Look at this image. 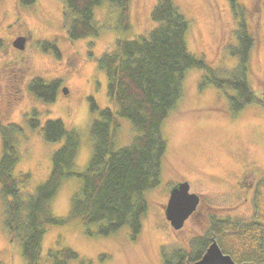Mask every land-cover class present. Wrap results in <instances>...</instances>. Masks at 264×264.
<instances>
[{
  "label": "rangeland",
  "instance_id": "obj_1",
  "mask_svg": "<svg viewBox=\"0 0 264 264\" xmlns=\"http://www.w3.org/2000/svg\"><path fill=\"white\" fill-rule=\"evenodd\" d=\"M173 1L189 20L190 30L185 39L189 53L203 57L216 72L234 69L237 61L229 50L236 45V21L227 1ZM155 2L130 0L126 31L116 23V8L97 7V37L70 41L60 0H34L31 6L21 5L20 0H0V126L13 124L22 130L16 137L20 160L14 175L30 177L29 184L21 189L23 198L46 180L51 155L60 146L45 142L40 128L30 129L26 116L35 112L41 126L46 121L59 120L66 130H74L80 144L76 171L82 172L91 154L90 128L98 116V111H90L88 98L94 100L99 111L109 107L106 77L98 69L97 60L112 51L116 41L146 36L155 27L150 20ZM237 2L254 39L247 81L256 102L233 113L222 91L210 85L200 88L204 71H189L183 83V96L163 124L167 151L162 173L159 185L145 193L147 212L137 238L131 240L127 228L103 237L96 233V225L89 226L87 230L92 235H88L78 220H70L48 228L41 246L42 260L50 250L69 247L89 264H163V254H190L193 240L208 233L211 217L244 224L253 220L254 194L245 200V193L249 182L257 179L252 194L264 177V0ZM21 34L28 36L22 53L12 46ZM42 43L54 45L58 56L52 50L43 51ZM35 79L47 84L58 82L52 103H45L28 91L29 83ZM64 88L68 94L63 92ZM132 135L130 125L120 121L116 143H126ZM181 182L188 183L189 193L199 197V204L182 229L174 231L164 217V208L169 190ZM78 184L77 177L63 181L51 202L53 217L68 218L70 200ZM3 222L0 195V263L26 264L19 243ZM224 239L229 243L228 237H215L229 247ZM218 246L221 251L225 249ZM223 254L232 259L230 253Z\"/></svg>",
  "mask_w": 264,
  "mask_h": 264
},
{
  "label": "trees",
  "instance_id": "obj_2",
  "mask_svg": "<svg viewBox=\"0 0 264 264\" xmlns=\"http://www.w3.org/2000/svg\"><path fill=\"white\" fill-rule=\"evenodd\" d=\"M60 1L70 41L97 37L94 10L103 5L117 9L116 23L122 31L129 27L130 0ZM226 1L236 21V45L230 48L229 54L237 65L230 71L216 72L207 66L203 57L189 53L185 40L190 30L189 20L173 0H156L150 12L155 27L146 36L116 41L113 50L97 60L98 69L106 77L109 107L99 111L94 100L88 98L90 111H98V116L90 128L91 154L82 172L76 171L78 134L66 130L59 120L46 121L41 126L37 113L32 112L26 116L29 128H40L45 142L60 146L51 155L46 180L23 198L21 189L29 184L30 177L14 175L20 160L16 137L22 130L13 124L0 126L3 223L19 243L26 264H68L70 261L89 264L69 247L50 250L44 260L41 258L42 241L48 228L62 226L70 220H78L88 235H92L87 230L89 226L96 225V233L103 237L127 228L130 239L137 238L147 212L145 193L159 185L162 173L167 151L163 124L183 96V83L189 71H204L200 88L210 85L222 91L233 113L256 102L247 81L254 39L237 0ZM33 3L34 0H20L23 6ZM41 48L52 50L58 56L54 45L42 43ZM57 86L56 81L47 84L35 79L29 83L28 91L45 103H52ZM120 121L128 123L134 134L123 144H117L114 139L120 130ZM72 177H77L79 184L70 200L69 216L55 218L51 202L63 181ZM253 208L254 218L245 224L209 218V231L203 238L193 240V251L163 254V264L197 261L215 237H228L229 243L224 240L230 248L215 241L225 247L222 251L230 253L236 263L264 264V177L257 183Z\"/></svg>",
  "mask_w": 264,
  "mask_h": 264
},
{
  "label": "water",
  "instance_id": "obj_3",
  "mask_svg": "<svg viewBox=\"0 0 264 264\" xmlns=\"http://www.w3.org/2000/svg\"><path fill=\"white\" fill-rule=\"evenodd\" d=\"M25 38L19 37L12 42V46L22 51L25 46ZM68 94L66 88L63 89ZM264 102V93L262 94ZM199 197L189 193L187 182H181L171 187L169 197L164 208V217L174 231L182 229L185 221L196 211ZM185 264H238L230 256L223 254L217 242L211 239L201 258Z\"/></svg>",
  "mask_w": 264,
  "mask_h": 264
},
{
  "label": "flooded vegetation",
  "instance_id": "obj_4",
  "mask_svg": "<svg viewBox=\"0 0 264 264\" xmlns=\"http://www.w3.org/2000/svg\"><path fill=\"white\" fill-rule=\"evenodd\" d=\"M19 37H22V38H25V46H26V43H27V41H28V36H25V35H18L16 38H19ZM15 38V39H16ZM14 39V40H15ZM25 46H24V49L22 50V51H19V50H17L18 52H24V50H25ZM24 62H22V64H23ZM17 65V64H16ZM20 69H22V68H20ZM19 68L18 69H16V70H20ZM20 71H22V70H20ZM16 79V78H15ZM10 102V101H9ZM11 103H13L12 101H11ZM7 105H8V103H7ZM8 107H9V105H8ZM243 178V177H242ZM258 178H260V177H258ZM256 180L257 179H255L254 180V183L251 181V182H249V184L246 186V189H248L247 191H246V193H245V195H247V197L245 198V200H247L248 199V197H249V194L250 195H253L254 194V192H255V189H254V191H253V193L251 194V192H252V190H253V187H254V185H255V183H256ZM239 184V183H238ZM257 186V185H256Z\"/></svg>",
  "mask_w": 264,
  "mask_h": 264
}]
</instances>
